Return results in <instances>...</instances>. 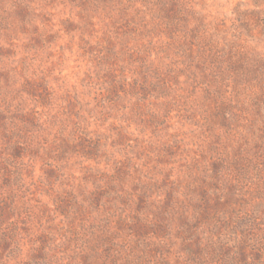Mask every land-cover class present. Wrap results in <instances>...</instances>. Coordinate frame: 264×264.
I'll use <instances>...</instances> for the list:
<instances>
[{"label":"rangeland","instance_id":"rangeland-1","mask_svg":"<svg viewBox=\"0 0 264 264\" xmlns=\"http://www.w3.org/2000/svg\"><path fill=\"white\" fill-rule=\"evenodd\" d=\"M0 264H264V0H0Z\"/></svg>","mask_w":264,"mask_h":264}]
</instances>
